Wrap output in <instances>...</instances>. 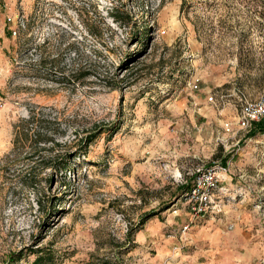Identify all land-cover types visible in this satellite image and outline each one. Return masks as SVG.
I'll return each mask as SVG.
<instances>
[{
  "label": "rangeland",
  "instance_id": "obj_1",
  "mask_svg": "<svg viewBox=\"0 0 264 264\" xmlns=\"http://www.w3.org/2000/svg\"><path fill=\"white\" fill-rule=\"evenodd\" d=\"M263 93L264 0H0V264H264Z\"/></svg>",
  "mask_w": 264,
  "mask_h": 264
},
{
  "label": "built area",
  "instance_id": "obj_2",
  "mask_svg": "<svg viewBox=\"0 0 264 264\" xmlns=\"http://www.w3.org/2000/svg\"><path fill=\"white\" fill-rule=\"evenodd\" d=\"M11 21L12 18H9ZM16 33V30H14ZM199 79L194 80L192 89L199 87ZM210 100H214L213 95ZM264 119V93L255 99H242L241 105L237 115L235 125L239 129L251 128L256 122ZM234 123L226 122L224 128L226 132L231 133L234 131ZM219 172L216 167L207 168L202 170L196 177L190 189L183 194V198L187 201L191 208L193 219L200 217L212 207V196L214 190L219 187ZM190 223L184 225L183 230H187Z\"/></svg>",
  "mask_w": 264,
  "mask_h": 264
},
{
  "label": "trees",
  "instance_id": "obj_3",
  "mask_svg": "<svg viewBox=\"0 0 264 264\" xmlns=\"http://www.w3.org/2000/svg\"><path fill=\"white\" fill-rule=\"evenodd\" d=\"M114 19L118 21V19L116 18V16H114ZM33 118H29V119H22V124L17 125L16 127V140L15 143L17 145H19V143H21L23 141V138H27L28 136L31 135V132L33 131ZM255 128L259 129V130H264V120H261L259 122L255 123ZM37 137H40V132L38 131L37 134H35ZM41 138V137H40ZM19 141V142H18ZM41 141V140H39ZM37 141V144L38 142ZM18 142V143H17ZM190 185L185 186L184 189H188L190 188ZM34 264H39V259H37Z\"/></svg>",
  "mask_w": 264,
  "mask_h": 264
}]
</instances>
